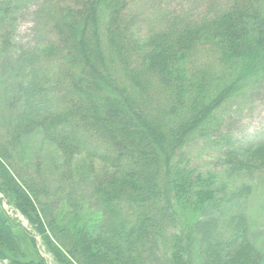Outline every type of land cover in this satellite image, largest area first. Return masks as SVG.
Wrapping results in <instances>:
<instances>
[{"label": "trees", "instance_id": "16d2710c", "mask_svg": "<svg viewBox=\"0 0 264 264\" xmlns=\"http://www.w3.org/2000/svg\"><path fill=\"white\" fill-rule=\"evenodd\" d=\"M40 1L26 49L10 61L0 39V264L42 262L22 259L5 198L59 264H264V136L220 124L233 102L264 91V0L167 12L145 34L128 0ZM37 130L79 170L31 168ZM217 131L228 137L223 169L200 170L188 147ZM250 152L259 157H239ZM51 198L68 206L62 220ZM88 202L95 233L69 225Z\"/></svg>", "mask_w": 264, "mask_h": 264}, {"label": "rangeland", "instance_id": "374dc122", "mask_svg": "<svg viewBox=\"0 0 264 264\" xmlns=\"http://www.w3.org/2000/svg\"><path fill=\"white\" fill-rule=\"evenodd\" d=\"M128 1L131 7L130 14L136 18L133 17L138 26V32L136 31L137 34H145L148 30L159 27L160 22L167 12H186L191 15H198L203 11L207 12V9L213 6V3H208L210 0ZM40 2V0H0V31L3 34H7L4 36L1 34L0 39L4 37L3 39L10 41L11 46L7 49L10 61H12L17 48L24 47V49H26L27 46L31 44L33 39L32 28L34 24L33 11ZM2 42L3 40L0 43L1 50H3ZM220 124L222 126V133L227 130H229V132L232 131L233 136L238 139H256L264 136V91H258L254 93L253 96H250V98L242 96L237 99L236 102H233L230 109L225 110L224 117ZM226 138L228 139V137H225L220 131H217L216 134L211 133L209 136L206 135L195 138L188 147L190 159L195 162L200 170H222V158L220 157L222 155V147L228 143ZM42 139L43 135L41 130L34 132L28 139L30 145L29 153L30 157L32 155V158L27 161V156H22L20 161H27L26 163L30 162L32 165L31 168L33 169L36 164L39 165L38 174L42 175L44 178L52 176L57 177V173L60 170H63V172L64 170L68 172L69 169H73L74 171L79 170L77 166H74V161H76L74 159L70 161L71 163L73 162L71 167L68 165L65 166V164L68 163V159L63 155L61 149H57L52 145L49 147ZM241 155L239 156L240 158L246 157L249 160L259 157L254 156L255 154L253 152ZM37 160L39 163H37ZM88 163L89 161L86 160L79 162L80 166L82 164L87 165ZM0 197H3L2 193H0ZM253 199L254 200L250 201L249 211L251 215L256 216L257 212L261 214L262 208L261 204H259L261 197L258 194ZM51 200L53 201L47 203L48 206L51 207V212L54 216L59 217L58 219L62 220V216H65L67 213L68 206L54 198H51ZM1 204L7 217L10 219L9 225L11 233L20 240L22 255H24L22 259L33 260L36 263L44 261L43 263L45 264H59L55 260L52 251L48 249L42 236L35 230L32 223L14 207V204H12L8 198L3 199ZM94 207L95 206L90 202L83 205L77 210L79 213L78 216L74 215V212L69 217L72 219L69 225L76 230L78 227L76 221H79L83 223L82 225H86L89 232L95 233L96 223L100 216H98L99 213L96 212V209H93ZM46 212H44V215H46ZM46 231L48 237L51 239V237H53L52 233L48 229ZM263 235L261 236L264 238ZM55 243L59 246L56 240ZM135 262H137L136 264H144L141 263L140 260L139 262L137 260ZM153 262H156V260H153ZM147 264H151V262L148 261Z\"/></svg>", "mask_w": 264, "mask_h": 264}]
</instances>
